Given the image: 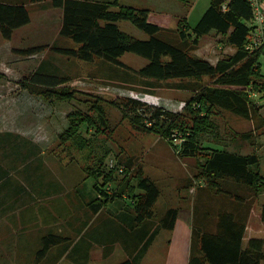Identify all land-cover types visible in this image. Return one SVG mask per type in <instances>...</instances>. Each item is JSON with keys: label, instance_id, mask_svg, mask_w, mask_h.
<instances>
[{"label": "rangeland", "instance_id": "obj_1", "mask_svg": "<svg viewBox=\"0 0 264 264\" xmlns=\"http://www.w3.org/2000/svg\"><path fill=\"white\" fill-rule=\"evenodd\" d=\"M118 1L122 5L148 9L150 22L173 29H177L179 19L185 17L188 24L194 27L211 3V0ZM164 7L168 10L164 11ZM118 24L128 34L147 38L130 21L122 20ZM57 44L75 46L71 39L61 36ZM235 51L236 47L227 43L225 36L213 33L201 37L195 54L216 63ZM38 53L44 58L38 57L34 61V58L24 57L26 55L20 57V63L16 64L20 74L10 67H7V74L0 72V199L3 211L15 213L0 220L1 264H76L73 257L76 250H82L83 255L85 250H91L89 246L92 243L89 242H92L93 232L98 227L104 228L103 232H108L106 236L110 238L122 222L131 231L128 233L130 231L127 230L125 236L139 232L141 224H133L132 221L135 216L133 208L125 206L128 210L117 211L119 214L115 215L107 208L109 202L104 203L98 213H94L89 204L95 195L100 196V185L111 192L121 191L127 195L123 188L127 182L131 184L135 181L134 175L139 168L161 188V197L155 204L157 219L167 206L178 207L184 214L196 205L204 210L206 206L218 208L224 200L234 203L231 198L212 189L208 180L201 176V165L212 149L257 154L259 169L264 177V126L258 127L252 120L230 111L212 108L209 111L212 124L199 135L200 155L181 154L178 145L161 133L137 127L117 103L125 97H132L149 105L181 112L187 100L196 93L186 85L179 86L180 83H189L188 79L146 80L134 72L124 73L121 69H114L101 60L85 62L58 54L52 49L45 55L40 51ZM14 57L19 58L18 55ZM122 59L134 69L147 62L134 53H126ZM3 62L9 65L15 63ZM40 62L53 75L71 78L55 89L74 90L72 97L61 98L45 93L43 86H35L34 90L29 85V77L23 75L30 76ZM259 62L264 75V53L260 54ZM23 79L27 86H23ZM252 93L256 95V92ZM204 112L207 113V110ZM259 112L264 118V99L260 100ZM85 117L91 119L83 122ZM75 123H78L77 131L72 132L71 138L65 137L66 131ZM94 170H97V178L99 173H103L96 180L90 176ZM106 173H112L109 183H105ZM223 184L246 196L247 203L242 212H249L248 234L264 236L261 219L264 183L258 188L236 187L231 181ZM130 197L128 194L115 199L114 204H129ZM147 224L157 227V221ZM49 233L68 236V239H64L65 243L54 245L38 262H34L31 249L15 246L22 245L27 238L38 237L39 240V236ZM105 240L101 237V242ZM112 244L118 256L122 252L121 245ZM40 247L41 243L38 249ZM105 253L94 246L89 259L80 261L82 264L113 263L106 260Z\"/></svg>", "mask_w": 264, "mask_h": 264}, {"label": "trees", "instance_id": "obj_2", "mask_svg": "<svg viewBox=\"0 0 264 264\" xmlns=\"http://www.w3.org/2000/svg\"><path fill=\"white\" fill-rule=\"evenodd\" d=\"M50 3L63 9L59 35L75 43V46L54 43L50 46L52 51L85 62L101 60L114 69H121L124 73L134 72L146 80L190 81L179 84L196 91L181 112L149 105L132 97L117 102L122 106L124 115L129 116L137 127L161 133L171 143L178 145L181 154L200 155L199 135L212 124L209 118L212 108L230 111L252 120L258 127L264 126V118L259 112L260 100L264 99V75L259 62L260 54L264 53V43L254 50L247 48L254 28L253 8L247 0H211L210 6L194 27L188 24L185 17L179 19L177 29L150 22L148 9L122 5L118 0H50ZM122 20L135 24L147 38L141 39L121 30L118 22ZM29 21V11L24 4H0V30L4 38L10 39L15 28ZM212 30L225 36L227 43L236 47L235 53L216 63L195 54L201 37ZM43 49L44 46L36 45L14 48V52L27 56ZM126 53L137 54L147 62L141 68L134 69L123 61L122 56ZM27 77L34 90L35 86H43L45 93L56 94L61 98H70L75 93L66 88L55 89L70 81L69 76L53 75L41 66ZM22 83L23 86L28 85L24 79ZM252 92H256V95ZM73 118L76 119V116ZM88 119L91 118L85 117L83 122H88ZM102 119H106L103 114ZM77 126L78 123L71 125L65 137L71 138ZM204 160L201 176L208 180L212 189L231 198L234 203L224 200L218 208L206 206L202 210L199 205L194 207L196 218L193 223L190 264H261L264 260V239L252 237L244 245L249 212H242V207L246 205L247 198L223 184L231 181L236 187L258 188L263 185L259 156L215 148ZM97 170L90 175L95 180L103 174L99 173L97 178ZM111 177L112 173H106L105 183H109ZM134 177L135 181L131 184L127 182L123 190L126 189L127 195H131L126 205L135 211L133 224H142L154 216L161 191L153 179L144 175L142 169L139 168ZM99 193L100 196L95 195L89 202L94 213L103 209L104 203L127 196L121 191L111 192L101 185ZM199 213L205 218L199 217ZM177 214V208H169L160 219L159 228L172 229ZM261 217L264 223V206ZM61 241L62 237L56 233L44 235L37 258L44 257L50 247ZM146 248L144 246L142 252ZM141 254L119 264H139Z\"/></svg>", "mask_w": 264, "mask_h": 264}, {"label": "crops", "instance_id": "obj_3", "mask_svg": "<svg viewBox=\"0 0 264 264\" xmlns=\"http://www.w3.org/2000/svg\"><path fill=\"white\" fill-rule=\"evenodd\" d=\"M91 1H114V0H91ZM0 4L3 5L24 4L29 11L30 21L27 24L15 28L12 37L10 39L4 38L0 30V72L2 71L3 73L7 74L9 71V69L7 70V67H10V69L16 70L20 74V71L16 69L17 68L16 64L18 65V63H20L19 60L22 55L16 54L14 51L12 52V49L14 48L20 49V48H25L27 46L31 47L36 45H42L44 46V49L41 50L40 52L44 53V55L50 52L51 50L50 46H52L54 43H57L58 38H60L59 34L62 25L63 9L61 7L52 6L50 0H42L38 2H31L30 0H0ZM262 5L264 8V0H262ZM163 10L166 11L168 10V8L164 7ZM171 14L172 13H168V15ZM54 30H56V34L54 33ZM213 33L216 34L217 31L212 30L210 31V33L206 34V36ZM14 55L19 56L18 60L15 59ZM24 57L34 58V61H36L38 57H43V56H40V54L37 52L35 54L27 55ZM11 59H13L14 61ZM3 60H7L8 62L9 61L15 62V63L13 65H11L12 63L9 65L7 63H4ZM42 63L43 62H40L39 66H41L44 69L45 67H43ZM35 70H33L32 73ZM24 75L23 77H27L26 73H24ZM155 183L159 186L157 182ZM160 197L161 194L159 198ZM158 200L156 201V204ZM114 202L115 201L109 202L107 208L110 211L115 212V215L119 214L117 211L128 210L127 208H125V206L127 205L124 204L123 202L118 204H114ZM171 207L178 209V214L176 221L174 223V227L172 229L159 228L158 224L160 222V219L165 215L166 211ZM154 210H156V208H154ZM9 212L10 211H6V212L3 211V203L1 202L0 199V220L4 219L5 217L10 218V216L15 215V213H9ZM199 217L205 218L201 213H199ZM195 218H196V213L194 212V209L189 210L188 212L182 214L181 210L178 207L167 206L165 210L162 212V214L159 215L158 219L156 218V212H154V216L151 219L145 220L146 222L143 221L139 228L140 231L135 232L134 234L125 236L126 231L127 230L130 231V227H127V225L123 224L122 222L121 224L122 226L117 227L114 233L115 235L113 237H115V240L113 239L112 236L111 238L109 235L106 236L108 232L104 233L103 232L104 228L96 227L97 229L95 230V232H93L94 237L92 238V242H89L92 243L90 244L89 248H91L92 250L94 246H97L101 248V250L106 251V253L104 254L105 258L106 260H112L111 262L113 263L111 264H119L120 262L126 259H133L135 256L141 253L142 254L139 257V264H190L192 238H193V223ZM133 220L134 217L132 218V221ZM149 221H153V222L157 221L156 224L157 227L156 228L155 226L149 227L147 224L149 223ZM63 232L64 231H62V233ZM128 233H131V231ZM248 233H249V227L247 225L245 236L243 239L244 245H246L247 241L252 237L264 239V236L262 235H249ZM60 236L62 237V241L60 243L61 244L62 242L65 243L66 241H64V239H68V236H63V235ZM42 237L43 236H39V240L38 237L32 240L27 238L24 240L22 245H15V246H18V248L22 246L24 249H29V250L31 249V254L33 256L34 262H38L39 260L37 258L38 255L37 252L42 247V243H41ZM101 237L105 238L106 240L104 242H101ZM16 242L21 244L20 240H17ZM110 242L118 243L119 245H121L122 252H120L118 256L114 252L115 249L113 248V244ZM39 243H41V247L38 249ZM1 246L2 245L0 243V261L2 260ZM144 246H147V248L145 249L144 252H142ZM51 248H53V246L50 247L49 250H51ZM65 249H67V245H65ZM80 249H83V247L80 246ZM91 250L89 252L85 250L84 255L81 253L82 250H76L75 255L73 256L76 258V262L74 261L73 262L76 264H82L80 260L89 259ZM44 256H47V253ZM61 256L63 257V252ZM73 257L72 259H74ZM206 264H210V263L207 262ZM261 264H264V260L261 261Z\"/></svg>", "mask_w": 264, "mask_h": 264}, {"label": "built area", "instance_id": "obj_4", "mask_svg": "<svg viewBox=\"0 0 264 264\" xmlns=\"http://www.w3.org/2000/svg\"><path fill=\"white\" fill-rule=\"evenodd\" d=\"M253 8L252 24L254 26L247 43V48L254 50L264 43V8L262 0H247ZM179 142V140H175Z\"/></svg>", "mask_w": 264, "mask_h": 264}]
</instances>
